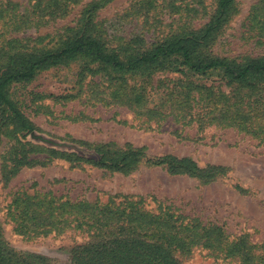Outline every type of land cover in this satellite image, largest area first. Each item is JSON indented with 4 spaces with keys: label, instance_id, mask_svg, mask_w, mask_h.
<instances>
[{
    "label": "rangeland",
    "instance_id": "rangeland-1",
    "mask_svg": "<svg viewBox=\"0 0 264 264\" xmlns=\"http://www.w3.org/2000/svg\"><path fill=\"white\" fill-rule=\"evenodd\" d=\"M90 1L84 0L83 5ZM217 1L115 0L100 12L99 25L113 41L134 39L148 47L180 28H203ZM35 3L36 0H0V46L17 28L12 24L13 14H27L24 10L32 9ZM81 10L82 5L64 20L38 30L31 27L19 36L41 40L64 27L75 26ZM212 52L220 58L239 61L264 56V0H236L231 21ZM107 71L80 60L45 70L33 81L13 86V99L37 127L21 143L89 158L95 157L94 152L79 142L92 146L131 144L145 148L149 159L171 155L190 158L202 168L221 166L227 170L225 177L204 183L187 176H172L166 169L145 162L124 175L53 161L45 167H24L5 180L3 158L16 155L15 141L4 138L0 143V228L10 247L43 256L50 264H70L72 249L87 242L77 232L34 239L18 236L13 202L22 192L33 195L36 191H52L59 197L90 202H106L108 196L121 194L168 200L186 216L223 227L231 241L247 237L255 245V257L264 259V140L211 122L212 116L199 123L195 118L199 114L203 118L199 107L204 105H191L185 111L175 108L181 95L188 93L182 88L186 84L179 75L156 72L150 81L129 77L128 83L146 90L150 102L148 109L137 110L122 97H112L115 83L109 85ZM193 79L195 87L202 89L200 92L212 89L210 94L216 97L230 93L216 74ZM236 186L249 190L250 195H242ZM183 264L241 263L197 249Z\"/></svg>",
    "mask_w": 264,
    "mask_h": 264
},
{
    "label": "trees",
    "instance_id": "trees-1",
    "mask_svg": "<svg viewBox=\"0 0 264 264\" xmlns=\"http://www.w3.org/2000/svg\"><path fill=\"white\" fill-rule=\"evenodd\" d=\"M113 1L92 0L83 5L84 0H36L32 9L24 10L27 14H13L12 24L17 28L0 46V143L4 138L14 140L16 155L3 158L1 170L5 180L24 167H45L53 161L124 175L145 162L166 169L172 176H187L204 183L225 177L227 170L221 166L202 168L190 158L171 155L149 159L145 148L131 144L92 146L79 142L94 152L95 157L89 158L21 143L37 127L13 99V86L29 83L45 70L80 60L106 68L109 85L115 83L112 97H122L137 110L148 109L150 102L146 90L128 83L129 77L150 81L156 72L179 75V80H185L182 88L188 93L181 95L175 108L185 111L191 105H204L199 107L203 118L201 114L195 118L199 123L212 116L211 122L238 128L264 140V56L239 61L220 58L212 52L231 21L236 0H218L203 28H180L148 47L139 40L109 39L99 25V17ZM81 5L75 26L64 27L41 40L19 36L31 27L38 30L66 19ZM214 74L222 78L230 93L216 97L210 94L212 89L200 92L202 89L192 82L193 77ZM236 190L250 195L241 186H236ZM14 204L18 218L14 229L18 236L34 239L77 232L87 238V242L72 249L70 264H183L197 249L241 264H264V259L259 261L255 257V245L247 237L231 241L223 227L186 216L168 200L152 196L118 194L108 196L106 202H90L59 197L52 191H36L33 195L22 192L15 197ZM0 264H50V261L12 249L0 228Z\"/></svg>",
    "mask_w": 264,
    "mask_h": 264
}]
</instances>
